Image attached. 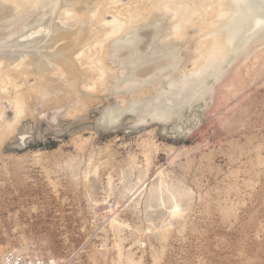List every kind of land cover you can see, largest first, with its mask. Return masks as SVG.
I'll use <instances>...</instances> for the list:
<instances>
[{
    "label": "rangeland",
    "instance_id": "rangeland-1",
    "mask_svg": "<svg viewBox=\"0 0 264 264\" xmlns=\"http://www.w3.org/2000/svg\"><path fill=\"white\" fill-rule=\"evenodd\" d=\"M113 1L115 4L105 6L95 0H38L29 7L21 4L19 14L13 13L10 3L0 5L1 17L10 14L4 20L0 18V45L5 43L0 46V54L11 49L10 53L21 60L27 49L23 46L25 37L40 38L42 34L46 41L50 39L32 48L44 66L43 76L31 74L33 67L28 69L31 73L24 75L7 64L0 71V122H13L17 98H23L24 108L18 122L0 139V259L17 253L24 259L52 257L62 264H264L263 42L256 43L251 52L248 51L254 45H249L242 56L226 57L217 68L219 74L215 71L204 78L201 88L192 92L194 97L175 96L177 101L182 99L178 106L167 94L169 80L176 84L202 66L204 58L199 59L194 50H206L212 35L210 28L201 24L219 22L216 14L222 1L211 0L194 14L182 30V39L177 41L171 33L176 22L171 13L168 18L162 10H151V4L158 0ZM47 6L51 12L47 13ZM106 7L105 21L116 17L126 23V31L120 36L123 41L134 43L130 49H119L115 38L105 36L109 27L99 21ZM66 10L73 15L69 14L68 22L70 18L78 20L63 23L62 13ZM78 17L83 20L81 23ZM40 19H47L51 25L44 30ZM36 24L39 34L33 33L37 31ZM80 27L85 36L92 33L94 39L83 36L85 40L81 43L80 39L81 45L78 44L82 34L76 40L75 32ZM62 29L69 39L58 41ZM17 32L22 38V32L28 35L21 39L15 36ZM13 34L15 43H22L19 48L9 46L14 41L10 39ZM73 52L75 55L71 56ZM79 53L87 59L77 61L81 64L74 58ZM64 54L75 60L76 67L80 64L82 71L83 66H91V73L85 70V75L73 67L80 77V81L71 78L77 81L75 89L70 85L71 79H65L73 75L61 76L53 63ZM143 56L154 59L151 63L145 61L150 67L141 60ZM92 60L96 64H91ZM130 61L134 68L127 73L124 65ZM161 61H167L166 65ZM140 62L143 69L150 70H139ZM100 67L108 68L103 81H97ZM169 70L172 78L167 74ZM45 75L50 81L41 86ZM130 82L135 86L132 83L133 87L125 91L124 86ZM90 84L92 88L84 89ZM52 88L54 92L49 93ZM45 89L49 95L41 94L46 93ZM161 103L165 107L159 109ZM133 105V114L128 113ZM171 107L173 111L178 107L177 111ZM154 108L159 109L160 115L166 111L162 116L169 119L153 121L150 115L156 111ZM105 110L123 112L112 128L101 124ZM160 182L174 185L186 194L179 199V216L171 215L166 195L164 204L156 203L155 198L154 206L146 205L151 187Z\"/></svg>",
    "mask_w": 264,
    "mask_h": 264
},
{
    "label": "bare ground",
    "instance_id": "bare-ground-1",
    "mask_svg": "<svg viewBox=\"0 0 264 264\" xmlns=\"http://www.w3.org/2000/svg\"><path fill=\"white\" fill-rule=\"evenodd\" d=\"M47 1V0H46ZM103 2V3H106L107 1H102V0H95V2L97 3V2ZM209 1H211V0H158V1H156V2H154L153 4H151V10L152 9H154V10H156V12H158L157 10H162V13L164 12V14H169V12L171 13V17L172 18H175L176 19V22L174 23V25H172L173 27L171 28V33H173V35H174V37L176 38V41L177 40H180V39H182V37H183V29L185 28V26H186V24H190V22H191V18L194 16V14H198V13H200V11L204 8V6L209 2ZM217 1H219L218 3H220L221 1V3L219 4L220 6V9H219V11L217 12V14H216V20H218L219 22L217 23L216 21H213L211 18V20L212 21H209V22H206L205 24H201V25H205L206 27H205V29L206 28H210V33L209 34H211L212 35V41H211V43H209L210 44V46L205 50V48L203 49V48H201L200 46H201V44H199V46L198 47H200L201 49H203V51L202 50H199V49H195L194 51L196 52V53H198V57H199V59L200 58H204V59H202V60H204L203 61V64H202V66H198L199 68L198 69H196V70H194L193 72H191L189 75H186V76H184L183 77V79L182 80H180V81H177L178 83H176L175 84V82L176 81H174V84L172 83V82H170V80H169V91L167 92V94H170V96H171V98L173 99H175L176 100V105H178V106H180L181 104H182V99L180 100V101H177L178 99L177 98H175V96H177L178 97V95H180V98L181 97H191L194 93H195V89H198L199 87L201 88V86H202V84L204 83L203 82V80H205L204 78H206L207 77V79H208V76H211L212 74H214V72L216 71V73H218L217 72V68L220 66V63L221 62H224L223 60L225 59H227L228 58V56H234V55H238V56H242V55H240V54H243L245 51H246V49L248 48V46L249 45H251V44H253L254 45V47H252V48H250V51H248V52H251V50L253 49V48H255V46H257V44L256 43H261V42H263V44H264V0H226V1H224V0H217ZM224 1V2H223ZM38 2V0H0V5H5L6 3H10L11 4V8L10 9H13L12 11H13V13L14 14H16L18 11H20V10H22V7H21V4H23L24 3V5L25 4H27L28 5V7H29V5H33L34 3L36 4ZM41 2V1H40ZM79 2V1H78ZM94 2V3H95ZM53 3V2H52ZM76 3H74V5H75ZM102 4V3H101ZM113 5V4H115V2L113 1V0H109V3H106L105 4V6L106 5ZM27 5H25V7L27 6ZM53 5V4H52ZM51 5V6H52ZM71 5H72V3H71ZM71 5H69V7L71 6ZM99 5H100V3H99ZM107 5V6H108ZM223 5L225 6V9H222V7H223ZM49 6V5H48ZM47 6V7H48ZM73 6V5H72ZM71 6V7H72ZM96 6V4H94V7ZM98 6V5H97ZM97 6H96V8H97ZM101 6V5H100ZM208 6V5H207ZM92 7H93V5H92ZM91 7V8H92ZM112 7V6H111ZM110 7V8H111ZM49 9H47L48 11H47V13L48 12H51V8H53V6L50 8V7H48ZM73 8V7H72ZM71 8V9H72ZM100 8V7H99ZM99 8H97L98 10H99ZM108 8L109 7H106L104 10H103V12H102V15H103V18H100V21H99V23H101L102 25H104V26H108L109 27V29L107 30V32H105L106 34H105V36L107 37V38H109V39H111V38H115L114 39V43H116L117 45H119V46H117L119 49H127L128 50V48L130 49V47H131V45L132 44H134V43H131V40L129 41V39H128V41L126 40H124L123 41V37H121L120 35L122 34V33H124L126 30H125V28H126V23L125 22H122V21H119L116 17H114L113 18V20H111V21H109V22H107V21H105L104 20V13L106 12V11H108ZM115 8V7H114ZM123 8V7H122ZM67 9V8H66ZM74 9V8H73ZM77 9V8H76ZM76 9H75V11H76ZM81 9H82V7L80 8V13H82L81 12ZM93 9V8H92ZM97 9H96V12H98L97 11ZM130 9V8H129ZM205 9H206V7H205ZM204 9V10H205ZM94 10V9H93ZM153 10V11H154ZM11 11V10H10ZM46 11V10H45ZM101 11H102V9H101ZM130 11V10H129ZM140 11V10H139ZM63 12V11H62ZM72 11L71 10H66V11H64V14L62 13V16H63V18H62V16L61 17H59V18H62L63 20H62V22L63 23H67L68 22V19H69V17L70 16H73V15H71L70 13H71ZM79 12V9H78V11H77V13ZM95 11H94V13H96ZM165 12H168V13H165ZM12 13V14H13ZM80 13H78V14H80ZM99 13V12H98ZM98 13H96V14H98ZM112 13V12H111ZM137 13H139V12H137ZM160 13V12H159ZM17 14H19V13H17ZM69 14H70V16H69ZM213 14V13H212ZM5 15H10V14H4V15H2V17H1V15H0V18H3V20L4 19H6V16ZM76 15V14H75ZM93 15V12L91 13V16ZM95 15V14H94ZM141 15V14H140ZM4 16H5V18H4ZM91 16L89 17V18H91ZM96 16V15H95ZM94 16V17H95ZM124 16V15H123ZM138 16V15H137ZM169 16L170 15H168V18H169ZM8 17V16H7ZM77 17V16H76ZM94 17H92V19L94 18ZM97 17H98V15H97ZM139 17V16H138ZM79 18V22H80V17H78ZM133 18V17H132ZM131 18V19H132ZM137 18V17H136ZM200 19L202 18V17H199ZM214 18V17H213ZM39 19V18H38ZM73 19V18H72ZM71 18H70V20H69V22L72 20ZM91 19V20H92ZM96 19H98V18H96ZM120 19V18H119ZM2 20V19H1ZM0 20V21H1ZM45 20V19H44ZM41 21V19H40V21H41V23L40 22H37V23H40L41 24V28H43V27H47L48 25H51V24H48V23H46V22H48V20L46 21ZM76 19H73V21H75ZM78 20V19H77ZM76 20V21H77ZM82 20V19H81ZM130 20V19H129ZM173 20V19H172ZM37 21V20H36ZM61 21V20H60ZM83 21V20H82ZM81 21V22H82ZM123 21H125V20H123ZM30 22V21H29ZM61 22V23H62ZM68 22V23H69ZM72 22V21H71ZM80 22V23H81ZM96 22V21H95ZM34 23H36V22H34ZM49 23H51V22H49ZM77 23V22H76ZM29 26L30 25H33V24H28ZM38 24H36V27H34L35 29H37V31H35V32H33V33H35V34H39L40 33V31H38V26H37ZM67 27H68V25L67 24H65ZM65 25H63V26H65ZM69 25H71V24H69ZM98 25V24H97ZM156 25H157V23H156ZM23 26V25H22ZM22 26H20L21 28H24V27H22ZM40 26V25H39ZM65 26V27H66ZM73 26V25H72ZM72 26H70V27H72ZM101 25H99L98 27H100ZM132 26V25H131ZM134 26V25H133ZM136 26V25H135ZM158 26V25H157ZM157 26H155L154 28H155V30L156 29H158V27ZM161 26V25H160ZM192 26V25H191ZM198 26V25H197ZM26 27V26H25ZM97 27V26H96ZM128 27V26H127ZM27 28V30H28V26L26 27ZM32 28V27H31ZM34 28H32V29H34ZM40 28V29H41ZM45 28H43L44 30H45ZM69 28V27H68ZM101 28V27H100ZM103 28V27H102ZM101 28V29H102ZM148 28V27H147ZM146 28V29H147ZM153 28V27H152ZM151 28V29H152ZM214 28V29H213ZM19 29V28H18ZM34 29V30H35ZM42 29V30H43ZM78 29V28H77ZM81 29V27L75 32L76 33V40L81 36V34H82V36H81V38H79L77 41V43L79 44L80 43V39L82 40L81 41V43L83 42V40H85V39H83L84 37L83 36H85V34H84V32H82V29ZM128 29V28H127ZM159 29H160V27H159ZM20 30V29H19ZM23 30H25V29H23ZM129 30V29H128ZM127 30V31H128ZM183 30V31H182ZM20 31H22V30H20ZM68 31V30H67ZM84 31V30H83ZM96 31H98V30H96ZM149 31V30H148ZM152 30H150V32H151ZM203 30H201V32H202ZM26 32H28V31H26ZM93 32V31H92ZM102 32V31H101ZM143 32V31H142ZM155 32H159V31H155ZM18 33V32H17ZM24 32H22V35H23V38L25 37V35L27 36L28 34L27 33H25V35L23 34ZM32 33V34H33ZM60 40H58L59 38H56L58 41H62V40H64V39H66L69 35H68V33L66 32V30H61L60 32ZM58 33V34H59ZM74 33V34H75ZM90 33V32H89ZM144 33V32H143ZM147 33V32H146ZM153 33V32H152ZM21 34V33H20ZM20 34L18 33V34H13V35H10V36H12V38H10L11 40L13 39H15L16 37L15 36H17L18 38H20L21 37V39H23L22 38V36H20ZM34 34V35H35ZM69 34H71V33H69ZM74 34H71V35H74ZM84 34V35H83ZM88 34V33H87ZM94 34H96V33H94ZM165 34V33H164ZM208 34V33H207ZM15 35V36H14ZM19 35V36H18ZM57 35V34H56ZM90 35V36H89ZM88 36H87V40H89L90 38H93V36L94 35H92V33L91 34H89ZM161 35V34H160ZM163 35V34H162ZM170 34H168V36H169ZM172 35V34H171ZM202 35V34H201ZM9 36V37H10ZM40 36V38H36V36L35 37H33V38H26L25 37V43L26 44H23V46H24V48H27L28 49V51H27V49H24V50H26V51H24L25 52V54H24V52L22 51V53L24 54V56H22L21 58V60L19 59V57H17L16 58V54H12V53H10V52H12L11 51V49H9V52H8V50H7V52L8 53H6V51L4 50V49H2L3 51H5V53L6 54H2V53H4V52H2V50H1V54H0V71H1V69H2V67H3V65L4 64H7L8 65V67L9 68H11V66H13V68L16 70H20L21 72L20 73H22V75H24V74H29V73H31V74H33V73H37V74H39V76H43V68H44V66H43V64H42V61H40L39 60V58H38V55H36L35 56V54L36 53H34L35 52V50L33 51V49L32 48H34L35 46H36V44H38V47L42 44V43H44V42H47V41H49L50 39H48L47 41H46V37L45 36H42V34L41 35H39ZM39 36H37V37H39ZM42 36V37H41ZM75 36V35H74ZM85 36V37H86ZM92 36V37H91ZM137 36V35H136ZM148 36H150V35H148ZM153 36H154V34H153ZM157 36V35H156ZM9 37H7V38H9ZM13 37H15V38H13ZM56 37V36H55ZM54 37V38H55ZM58 37V36H57ZM71 37V36H70ZM6 38V39H7ZM104 38V37H103ZM102 38V39H103ZM129 38V37H128ZM138 38H139V36H138ZM159 38V37H158ZM165 38H166V36H165ZM174 38V39H175ZM199 38V37H198ZM203 38V37H202ZM5 39V38H4ZM17 39V38H16ZM26 39H28V40H26ZM62 39V40H61ZM67 39H69V38H67ZM94 39V38H93ZM141 39V38H140ZM139 39V40H140ZM150 39H151V37H150ZM153 39H154V37H153ZM7 40H9V39H7ZM75 40V39H74ZM155 40V39H154ZM165 40V39H164ZM168 40V39H167ZM205 40V39H204ZM55 42V44L57 43V41L56 40H54ZM92 41V40H91ZM99 41V40H98ZM111 41V40H110ZM123 41V42H122ZM3 42H5V40L3 41ZM13 43H11V41L9 42V43H11V45H9L10 47L11 46H13L14 48L17 46L18 48L20 47V45H22V43H20V45H19V42H18V44L17 43H15L16 41L14 40V41H12ZM28 42V43H27ZM53 42V41H52ZM52 42L50 43V44H52ZM75 42V41H74ZM73 42V43H74ZM88 42V41H87ZM100 42V41H99ZM158 42V41H157ZM161 42V41H160ZM166 42V41H165ZM174 42V41H173ZM6 43H7V41H6ZM8 43V44H9ZM76 43V42H75ZM81 43H80V45H81ZM86 43V41L84 42V44H82V46H81V48L83 49V45H86L85 44ZM97 43V45H98V42H96ZM146 43V42H145ZM148 43V42H147ZM164 43V42H163ZM167 43V42H166ZM178 43V42H177ZM177 43H176V45H177ZM204 43H206V42H204ZM8 44L6 45V47L8 46ZM78 44H75V45H78ZM149 44L151 45V43L149 42ZM161 44V43H160ZM256 44V45H255ZM262 44V43H261ZM4 45H5V43H4ZM3 44L2 45H0L1 47L2 46H4ZM25 45L27 46V47H25ZM142 45V44H141ZM143 45H145V44H143ZM259 45V44H258ZM8 46V47H9ZM133 46V45H132ZM146 46V45H145ZM161 46V45H160ZM164 46H166V45H164ZM164 46H162V47H164ZM172 46V45H171ZM0 47V48H1ZM13 47H11V48H13ZM16 47V48H17ZM22 47V46H21ZM37 46H36V48H38ZM78 47V46H77ZM100 47V46H99ZM147 47V46H146ZM145 47V48H146ZM202 47H205V46H202ZM224 47H225V50H224ZM247 47V48H246ZM13 48V49H14ZM45 48V47H44ZM66 48V47H65ZM140 49H141V46L139 47ZM156 48V47H155ZM158 48V47H157ZM197 48V47H196ZM31 49V50H30ZM100 49V48H99ZM119 49H117V50H119ZM137 48L135 47V50H136ZM153 49V48H152ZM160 49V48H159ZM165 49V48H164ZM249 49V48H248ZM65 50V49H64ZM63 50V48H61V51H64ZM79 50H81V49H79ZM78 50V51H79ZM84 50V49H83ZM157 50V49H156ZM168 50H169V48H168ZM174 50V49H173ZM197 50H199L198 52H197ZM14 51H17L16 49L14 50ZM13 51V52H14ZM78 51H74L76 54H77V52ZM88 51V50H87ZM146 51V50H145ZM148 51V50H147ZM147 51H146V53H147ZM152 51V50H151ZM150 51V52H151ZM160 51V50H159ZM74 52L73 53H68V54H70L71 56H73V54H74ZM83 52V51H82ZM100 52V51H99ZM149 52V51H148ZM153 52V51H152ZM167 52V51H166ZM170 52H175V51H170ZM170 52H169V54H170ZM21 53V52H20ZM97 53V52H96ZM128 53H129V51H128ZM131 53V52H130ZM132 53H134L133 51H132ZM145 53V52H144ZM145 53V54H146ZM176 53V52H175ZM195 53V54H196ZM22 54V55H23ZM68 54H64V55H61L60 57H55L56 58V61L54 60V62L53 63H55V69L57 70V71H59L60 72V75L62 76V75H65V74H72L73 76H71V75H69L70 77L68 78L67 76H64V77H67V78H65V79H71V78H76V79H78L79 80V78H78V73H75L74 72V68H77V69H79L78 67L80 66V60H84V59H86L85 57L82 59V57L84 56V53H79L78 55H76V57H74V58H76V62L77 61H80V62H77V63H80L79 64V66L78 67H76L77 65L75 64V60L70 56V55H68ZM95 54V53H94ZM135 54H138V53H136L135 52ZM169 54L167 55V56H169ZM177 54V53H176ZM21 55V54H20ZM75 55V54H74ZM97 55V54H96ZM175 55V54H174ZM247 55H248V53H247ZM246 55V56H247ZM88 56V55H87ZM115 56V55H114ZM129 56V55H128ZM139 56V54L137 55V57ZM147 56H148V54H147ZM147 56H143L142 57V59L139 57V59H141L142 61H143V63H145V61L146 62H150V61H152V60H154V59H150L149 57H147ZM164 56V55H163ZM162 56V57H163ZM166 56V57H167ZM24 57V58H23ZM27 57V58H26ZM71 57V58H70ZM100 57V56H99ZM227 57V58H226ZM245 57V56H244ZM29 58V61L27 60ZM54 58V59H55ZM91 58V57H90ZM95 58H96V56H95ZM135 58V57H134ZM133 58V60H135ZM156 58V57H155ZM177 58V57H176ZM195 58H196V55H195ZM243 58V57H242ZM247 58V57H246ZM27 60L28 62H27V64L25 65V62H24V60ZM93 60H94V58H92ZM139 59H137L136 58V60H139ZM158 59H162V58H160V57H158ZM163 59H165V57L163 58ZM194 59V58H193ZM20 60V61H19ZM74 60V61H73ZM87 60V59H86ZM93 60H92V63L91 64H94L95 62H96V60L93 62ZM97 60H98V58H97ZM157 60V59H156ZM155 60V61H156ZM18 61V62H17ZM167 61H170V60H168L167 59ZM167 61H166V63H167ZM172 61V60H171ZM173 61H176L175 59L173 60ZM172 61V62H173ZM196 61V60H195ZM84 62V61H83ZM82 62V63H83ZM148 62V63H149ZM157 62V61H156ZM160 61H158V63H159ZM161 62H163V61H161ZM172 62H171V64H172ZM177 62V61H176ZM175 62V63H176ZM179 62V61H178ZM17 63V64H16ZM131 63V61L128 63V65H124L125 67H124V70L125 71H127V73L128 72H130L133 68H132V65H129ZM133 63H135V62H133ZM137 63V62H136ZM141 63V64H140ZM139 63V65H140V67H141V65H142V62H140ZM151 63V62H150ZM153 63V62H152ZM163 63H165V61L163 62ZM166 63H165V65H166ZM74 64H75V66H74ZM89 63H87V65H88ZM96 64V63H95ZM127 64V63H126ZM155 65H157V63H154ZM153 64V65H154ZM171 64H169V65H171ZM180 64V63H179ZM86 65V64H85ZM138 64L137 65H135V66H139ZM145 65H147V66H149L150 67V64L148 65L147 63H145ZM153 65H151V67L153 66ZM160 65V64H159ZM177 65V64H176ZM201 65V64H200ZM142 66H144V65H142ZM158 66V65H157ZM162 66V65H161ZM168 66V65H167ZM29 67H33V69L31 70V72H30V70H28L29 69ZM74 67V68H73ZM82 67V66H81ZM80 67V68H81ZM84 68L83 69H85L87 72H88V70H89V72H90V70H91V66H83ZM86 67V68H85ZM139 67V68H140ZM149 67L147 68L146 67V70L145 69H143V67H141L142 69H139V70H145V71H147V69H149ZM155 67V66H154ZM164 67V66H163ZM162 67V68H163ZM172 67V66H171ZM94 68H96V66L94 67ZM137 68V67H136ZM135 68V69H136ZM156 68V67H155ZM155 68H154V70H155ZM158 68V67H157ZM160 68V67H159ZM167 68V67H166ZM173 68L175 69L176 67H174V63H173ZM173 68H171L172 70H173ZM178 68V67H177ZM109 69H111V68H109ZM164 69V68H163ZM16 70V71H17ZM76 70V69H75ZM82 71V69L80 70L79 69V71H81V72H79L78 70V72H79V74L81 75V73L83 72L84 74L83 75H85V72L86 71ZM121 70H122V68H121ZM150 70V69H149ZM148 70V73L149 72H151V71H149ZM153 70V69H152ZM165 70V69H164ZM172 70H171V74H172ZM108 71V68L106 69V68H102V67H100V69L98 70V74H97V76H98V78H97V81H100V80H102L103 81V77L106 75V72ZM157 71V70H156ZM159 71V70H158ZM168 71V70H167ZM174 71V70H173ZM86 72V73H87ZM136 72H138L137 70H136ZM141 72V71H140ZM91 73V72H90ZM95 73V72H94ZM93 73V74H94ZM123 73V72H122ZM135 73V72H134ZM153 73V72H152ZM155 73V72H154ZM169 73H170V70H169V72L167 73L168 75H169ZM215 73V74H216ZM4 74H6V72L4 73ZM8 74V73H7ZM34 74V75H35ZM58 74V73H57ZM144 74H145V72H144ZM150 74L151 73H149L147 76H150ZM169 75V76H171V78H172V76L173 75ZM219 74V73H218ZM19 75V74H18ZM21 75V74H20ZM60 75H58V77L60 76ZM115 75V74H114ZM133 75V74H132ZM146 75V74H145ZM168 75H166L167 77H168ZM2 76V75H1ZM151 76H153V74L151 75ZM156 76V75H155ZM163 76H164V74H163ZM165 76V77H166ZM20 77V76H19ZM63 77V78H64ZM85 77V76H84ZM83 77V78H84ZM157 78H158V76H156ZM214 77V76H213ZM60 78H62V77H60ZM62 78V79H63ZM82 78V79H83ZM86 78V77H85ZM90 78V77H89ZM156 78V79H157ZM164 78V77H163ZM170 78V77H169ZM212 78V77H211ZM54 79V81L56 80L55 78H53ZM52 79V80H53ZM73 79H71V82H75L74 84L73 83H71L70 82V85L72 86V85H74L73 87H74V89H75V87H77L76 86V84H77V81L76 80H74V81H72ZM82 79H81V81H82ZM91 79H92V77H91ZM168 79V78H167ZM214 79V78H213ZM60 79H58L57 81H59ZM144 80V79H143ZM5 81V80H4ZM14 81V80H13ZM47 81H50V79H49V77H46V75L44 76V78L42 77L41 78V82H43V85L41 84V86H44V84H45V86L47 85L46 83H47ZM61 81V80H60ZM60 81L58 82L59 84H60ZM70 81V80H69ZM80 81V80H79ZM84 81H85V79H84ZM93 81V80H92ZM91 81V82H92ZM95 81V80H94ZM146 81V80H145ZM152 81V80H151ZM156 81H158V80H156ZM206 81V80H205ZM218 81V80H217ZM233 81V80H232ZM53 82V81H52ZM63 82V81H62ZM65 82V81H64ZM133 82H134V80H133ZM130 82V83H127L125 86H124V90L126 91L128 88H130L131 86L133 87V85H134V83L136 82ZM154 82H155V80H154ZM203 82V83H202ZM54 83H56V81L54 82ZM83 83V82H82ZM132 83H133V85H132ZM143 83V82H142ZM231 83V82H230ZM65 84H68V82L66 81L65 82ZM65 84H62L63 85V88H64V85ZM79 84V83H78ZM84 84V83H83ZM96 84V83H95ZM136 84V83H135ZM151 84V83H150ZM154 84V83H153ZM232 84V83H231ZM13 85V84H12ZM53 85V84H52ZM61 85V86H62ZM85 85V84H84ZM101 85H103V83L101 82ZM137 85L138 84H136V87H137ZM149 85V84H148ZM135 86V85H134ZM141 86V85H140ZM167 86V85H166ZM233 86V85H232ZM56 88L55 89H57V88H60L59 86L57 87V85L55 86ZM66 87V86H65ZM67 87L69 88L70 86H68L67 85ZM82 87V86H81ZM93 87V84H90V85H86L85 87H84V89H90V88H92ZM131 87V88H132ZM46 88V87H45ZM62 88V89H63ZM72 88V87H71ZM83 88V87H82ZM135 88V87H134ZM141 88H143V86L141 87ZM207 88V87H206ZM2 89V88H1ZM54 88H52V89H48V92L50 91L51 93H52V91L54 92V90H53ZM209 89V88H208ZM42 90H44V89H42ZM52 90V91H51ZM83 90V89H82ZM39 91V90H38ZM45 91H46V93H41L42 91H39L41 94H48L47 93V90L45 89ZM57 91H59L58 89H57ZM67 91V90H66ZM83 91H85V90H83ZM90 91V90H89ZM131 91H132V89H131ZM140 91H142V90H140ZM163 91V90H162ZM197 91V90H196ZM200 91V90H199ZM198 91V92H199ZM49 92V93H50ZM60 92V91H59ZM128 92H130V91H128ZM192 92H194L193 94H192ZM197 92V93H198ZM211 92V91H210ZM57 93V92H56ZM164 93V92H163ZM166 93V92H165ZM164 93V94H165ZM21 94V93H20ZM192 94V95H191ZM49 95V94H48ZM57 95V94H56ZM144 95V94H143ZM158 95H161V94H158ZM208 95V94H207ZM19 96V95H18ZM23 96V95H22ZM161 96H163V95H161ZM169 96V95H168ZM173 96V97H172ZM197 96V95H196ZM199 96H200V94H199ZM198 96V97H199ZM201 96H203V94L201 95ZM200 96V97H201ZM44 97V96H43ZM56 97V96H55ZM156 97H160V96H156ZM166 97V96H165ZM193 97H194V95H193ZM199 97V98H200ZM170 98V97H169ZM179 98V97H178ZM199 98H197V99H199ZM66 99V98H65ZM148 99V98H147ZM146 99V100H147ZM156 99V98H155ZM160 99V98H159ZM189 99V98H188ZM191 99V98H190ZM195 99V98H194ZM78 100V99H77ZM162 100V99H161ZM175 100H173V101H175ZM186 100V99H185ZM184 100V101H185ZM192 100V99H191ZM190 100V101H191ZM83 101V100H82ZM166 101V100H165ZM183 101V104L185 103V102H188V101H185L184 102ZM193 101V100H192ZM195 101V100H194ZM193 101V102H194ZM198 101V100H197ZM60 102V101H59ZM79 101H77V103H78ZM155 102V101H154ZM164 102V101H163ZM80 103L81 104H83L81 101H80ZM79 103V104H80ZM85 103V102H84ZM159 103V101L157 102V104ZM196 103V102H195ZM22 104H23V98L22 97H19V98H17V100H14V104H13V112H14V119H13V122H9V123H7L6 121L4 122H0V129H2L1 131H0V139L2 138V137H4V135L6 134V133H8V132H10V130L14 127V124L15 123H17L18 122V120L21 118V116H22V114H23V107H22ZM63 104V103H62ZM61 104V105H62ZM152 104V103H151ZM163 103H161V105H159V109H160V106H163L162 105ZM166 104V103H165ZM168 104V103H167ZM191 104V103H190ZM189 104V105H190ZM134 105H135V103H134ZM134 105L133 106H131V108L129 109V112L128 113H130V111H131V113L133 114V110H134ZM169 105V104H168ZM174 105V104H173ZM172 105V106H173ZM63 106V105H62ZM155 106H156V104H155ZM186 105H184V107H185ZM60 107V106H59ZM133 107V108H132ZM163 107H165V106H163ZM169 107V106H168ZM176 107V106H175ZM174 107V108H175ZM187 107V106H186ZM191 107V106H190ZM152 108V107H151ZM150 108V109H151ZM157 108H158V105H157ZM170 108V107H169ZM173 107H171V109H172ZM178 108V107H177ZM177 108H176V110H174V111H177ZM143 110H145L144 108H142ZM155 109V108H154ZM159 109H155L156 111H154L153 112V114L152 115H150L151 114V112L153 111L152 109V111H150V113H148L150 116H151V119L153 120V121H165V120H167V119H169V117H164V116H162V113H165V112H162L161 113V115L160 114H158V112H157V110H159ZM166 109V108H165ZM167 110V109H166ZM179 110H180V108H179ZM178 110V111H179ZM119 112H113V111H111V110H105L104 112H103V114H102V117H101V124H103V125H105V126H109V127H114L115 125H117L118 123H119V121H120V118H121V116H122V114H123V112L122 111H120V110H118ZM125 111V110H124ZM133 111V112H132ZM140 111V110H139ZM142 111V110H141ZM147 111H149V110H147ZM147 111H145L146 113H147ZM172 111H173V109H172ZM171 111V112H172ZM173 111V112H174ZM144 112V113H145ZM170 112V109H169V111H168V113ZM124 113H126V112H124ZM141 113V112H140ZM181 113V112H180ZM142 115H143V113H141ZM140 114V116H142ZM148 114H145V117H146V115L148 116ZM167 114V113H166ZM170 114V113H169ZM169 114H167L168 116H170ZM166 115V116H167ZM178 115V114H177ZM174 116H175V114H174ZM141 118V117H140ZM143 118V117H142ZM173 118V117H172ZM0 119H1V115H0ZM144 119V118H143ZM169 121V120H168ZM138 122H139V119H138ZM71 164V163H70ZM80 164V163H79ZM74 175V174H73ZM125 185V184H124ZM153 186V185H152ZM174 186V185H173ZM173 186H171V185H169V184H167V183H162V182H160V183H158L157 185H155V186H153V187H151V189H150V192L152 193V194H149L148 196H147V202H146V205L148 206V208L149 207H152V206H154V203L156 202H160V204H164V195H166L168 198H169V202L171 203L169 206H170V209H171V215L172 216H176V215H178L179 216V214H180V204H179V199L180 200H182L181 198L183 197V196H185V195H183V193H182V190L180 189V188H176V186H175V188L173 187ZM126 187V186H125ZM124 187V188H125ZM54 188H55V186H54ZM109 188V187H108ZM128 190H129V188H127ZM110 190V189H109ZM133 190V189H132ZM130 191V190H129ZM127 192V191H126ZM140 195H142V194H140ZM167 197H165L166 199H168ZM188 196H186V198H187ZM155 198H156V201L154 202V200H155ZM189 198V197H188ZM146 200V199H145ZM184 200H185V197H184ZM166 204V203H165ZM96 206V205H95ZM160 206V205H159ZM163 206V205H162ZM157 208H158V206H156ZM165 208H166V206H165ZM156 209V208H155ZM169 209V210H170ZM168 211V210H167ZM146 212V211H145ZM148 212V211H147ZM173 218V217H172ZM176 218V217H175ZM115 228V227H114ZM113 228V229H114Z\"/></svg>",
    "mask_w": 264,
    "mask_h": 264
},
{
    "label": "built area",
    "instance_id": "built-area-1",
    "mask_svg": "<svg viewBox=\"0 0 264 264\" xmlns=\"http://www.w3.org/2000/svg\"><path fill=\"white\" fill-rule=\"evenodd\" d=\"M22 255L17 253H9L0 259V264H62L52 257L34 256L24 259Z\"/></svg>",
    "mask_w": 264,
    "mask_h": 264
}]
</instances>
